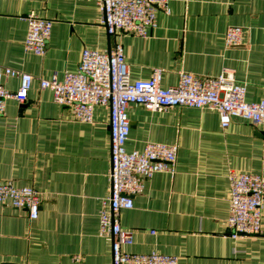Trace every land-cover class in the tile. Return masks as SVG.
I'll list each match as a JSON object with an SVG mask.
<instances>
[{"label":"crops","instance_id":"1","mask_svg":"<svg viewBox=\"0 0 264 264\" xmlns=\"http://www.w3.org/2000/svg\"><path fill=\"white\" fill-rule=\"evenodd\" d=\"M53 20L46 52L26 50V17ZM99 0H0V81L17 90L34 76L28 100H8L0 113V180L33 186L42 197L39 216L0 201V264H112V237L100 234L99 211L110 194V108L96 106L83 122L54 101L40 79L76 71L85 48L123 47L132 79L162 71V86L184 70L216 76L232 69L247 86V100L264 99V0H169L148 36L118 32L102 23ZM245 28V44L228 47L226 29ZM128 150L149 141L178 147L174 173L145 179L134 207L123 209V227L135 253L176 255L179 264H264V237L233 238L231 169L264 176V128L235 119L223 128L216 110L170 107L152 111L132 104ZM264 229V207L262 213Z\"/></svg>","mask_w":264,"mask_h":264},{"label":"built area","instance_id":"2","mask_svg":"<svg viewBox=\"0 0 264 264\" xmlns=\"http://www.w3.org/2000/svg\"><path fill=\"white\" fill-rule=\"evenodd\" d=\"M102 23L110 36L118 32L148 36L157 25L159 10L169 11V0H99ZM28 33L25 48L37 55L46 52L53 20L35 13L26 17ZM245 28L230 25L226 29L228 47L245 44ZM3 73L20 76L17 90L8 89L0 81V113L8 100L24 103L34 83V76L10 67ZM162 71L155 69L148 79H132L122 45L102 52L85 48L76 71H67L60 79L57 74L40 79L42 89L53 91L54 101L71 109L75 119L91 122L96 106L110 108L111 168L110 194L99 211L100 234L112 237V264H179L176 255L159 252L135 253L123 249L134 243L133 231L123 227L120 213L134 207V195L142 193L145 179L155 173H174L178 156L176 145L149 141L142 150H128L131 121L128 109L138 104L152 111L170 107H195L216 110L223 128L235 119H243L264 128V99L247 100V86L238 81L232 69L216 76L180 71L177 84L163 87ZM228 228L233 238L262 236L264 207V176L231 169ZM41 194L33 186H17L13 180H0V201H8L18 209H26L31 219L40 213Z\"/></svg>","mask_w":264,"mask_h":264}]
</instances>
